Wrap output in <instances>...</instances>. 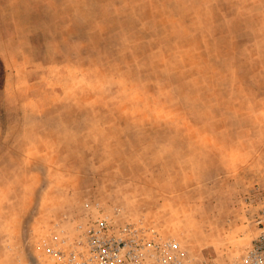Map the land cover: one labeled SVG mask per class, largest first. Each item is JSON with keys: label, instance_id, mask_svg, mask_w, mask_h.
I'll list each match as a JSON object with an SVG mask.
<instances>
[{"label": "rangeland", "instance_id": "rangeland-1", "mask_svg": "<svg viewBox=\"0 0 264 264\" xmlns=\"http://www.w3.org/2000/svg\"><path fill=\"white\" fill-rule=\"evenodd\" d=\"M264 208V0H0V264L102 218L238 264Z\"/></svg>", "mask_w": 264, "mask_h": 264}, {"label": "built area", "instance_id": "built-area-1", "mask_svg": "<svg viewBox=\"0 0 264 264\" xmlns=\"http://www.w3.org/2000/svg\"><path fill=\"white\" fill-rule=\"evenodd\" d=\"M255 225L256 237L238 264H264V208ZM61 243L48 249L49 264H209L194 262L175 239L161 238L140 225L117 226L107 218Z\"/></svg>", "mask_w": 264, "mask_h": 264}]
</instances>
